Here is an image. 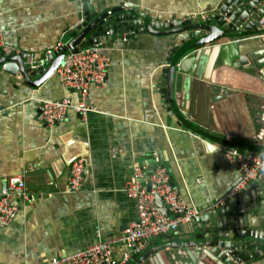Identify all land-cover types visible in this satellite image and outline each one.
<instances>
[{
	"label": "crops",
	"instance_id": "0c3cea01",
	"mask_svg": "<svg viewBox=\"0 0 264 264\" xmlns=\"http://www.w3.org/2000/svg\"><path fill=\"white\" fill-rule=\"evenodd\" d=\"M220 1L90 0V7L101 15L133 3L159 23L210 12ZM84 4L85 0H0L5 41L27 61L39 60L59 45L71 46V31L86 17ZM162 32L101 39L111 64L105 86L91 90L95 110L86 122L74 110L52 126L40 120L42 99H80L78 91L62 84L57 70L42 81L29 76L27 82L0 67V195L14 175L23 178L31 194L30 200L18 201L19 213L9 225L0 224V264H45L87 248L98 232L104 239L118 236L138 218V203L125 190L135 163L152 165L155 154L169 171L172 185L204 214L219 206L242 176L226 149L264 154V59L244 64L248 51L264 49V36L237 48L227 44L212 54L205 51L181 78L178 97L168 110L158 84L178 35ZM191 69L197 76L189 74ZM214 83L222 87L221 101L210 100ZM78 157L87 162L84 186L70 192V166ZM159 206L168 212L165 205ZM189 224L178 226L182 232L175 228L153 238L128 264H189L180 246L192 236ZM124 250L116 246L115 259ZM255 260L264 264V252Z\"/></svg>",
	"mask_w": 264,
	"mask_h": 264
},
{
	"label": "water",
	"instance_id": "95a60500",
	"mask_svg": "<svg viewBox=\"0 0 264 264\" xmlns=\"http://www.w3.org/2000/svg\"><path fill=\"white\" fill-rule=\"evenodd\" d=\"M84 10L86 17L71 31L73 45L58 46L35 61H27L21 54L6 55L1 51L0 67L24 81L31 82L29 76L42 81L44 75L46 77L58 69L68 51H78L98 44L108 35L117 39L127 33L126 38L130 39L148 30L158 29L162 33L178 35V41L172 43L168 53L167 64L162 68V81L158 84L163 103L171 110L172 107L167 105L178 97L175 92L180 88L181 78L188 73L189 66L193 67L198 59H203L205 51L200 48L244 35L240 41L221 43L223 48L227 44H234L233 47L237 48L240 43L259 38L250 35L264 32V0H221L208 17L201 21L186 18L158 23L133 3L113 7L99 15L91 12L90 0H85ZM246 55L248 57L244 64L249 61L252 63L261 56L264 59V49L248 51ZM191 73L197 76L192 69ZM208 94L212 102L221 101L222 87L216 83L211 84ZM207 141L213 144L210 139ZM151 174L150 169L148 176ZM148 185L151 188V184ZM254 185H257L256 193L251 191ZM250 186L247 191L209 210L200 221L189 222L192 236L180 244L187 253L189 264H243L259 258L261 252H264V177L258 182L252 181ZM157 201L162 199L157 198ZM166 214L171 215L169 211ZM179 229L182 232L180 227L175 231ZM150 264H154V260Z\"/></svg>",
	"mask_w": 264,
	"mask_h": 264
},
{
	"label": "built area",
	"instance_id": "2783aa9c",
	"mask_svg": "<svg viewBox=\"0 0 264 264\" xmlns=\"http://www.w3.org/2000/svg\"><path fill=\"white\" fill-rule=\"evenodd\" d=\"M208 15V11H202L200 14H191L187 18L206 19ZM263 36L264 32L250 35V37ZM222 41H240V38L216 41L200 49L208 50L212 54L217 50V47L221 46ZM0 50L6 55L17 54L14 48L5 41L1 21ZM208 57L207 66H209L211 55ZM110 64L111 60L103 53V46L100 42L80 48L78 51H68L58 67L57 73L67 89L79 92L80 99L73 100L70 97L56 100L42 99L40 120L52 126L65 119L70 110H74L86 122L89 113L95 110L91 99V90L95 87L105 86ZM226 156L231 163L239 165L242 176L219 200V205L239 194L249 182L264 177V154L252 150L243 152L231 148L226 149ZM86 166L87 162L83 157H78L72 162L69 173L70 192L82 190ZM150 169L152 174L148 176ZM148 184H151V188ZM125 190L128 196L136 199L138 203V218L136 220L132 221L116 237L104 239L101 232H98L97 240L87 248L70 255L52 258L45 264H128L132 256L144 251L153 238L169 233L182 223L200 221L204 215V210L190 204L186 197L172 185L169 171L161 164L158 154L154 155L152 165L135 163L133 174ZM157 198H161L162 201H157ZM30 199L31 194L23 178L19 175L10 177L6 183V191L0 195V224L9 225L19 213L18 201ZM161 204L166 206L171 215H167L160 209L159 205ZM116 246H123L125 249L118 260L114 257ZM235 264L241 263L235 262ZM243 264L259 263L256 260H250Z\"/></svg>",
	"mask_w": 264,
	"mask_h": 264
}]
</instances>
